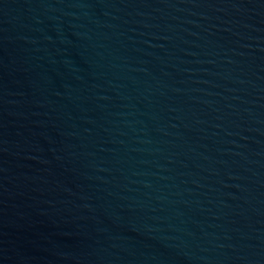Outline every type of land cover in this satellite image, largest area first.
<instances>
[{
    "label": "water",
    "instance_id": "1",
    "mask_svg": "<svg viewBox=\"0 0 264 264\" xmlns=\"http://www.w3.org/2000/svg\"><path fill=\"white\" fill-rule=\"evenodd\" d=\"M0 264H264V0H0Z\"/></svg>",
    "mask_w": 264,
    "mask_h": 264
}]
</instances>
